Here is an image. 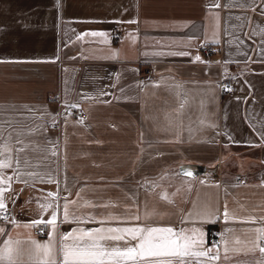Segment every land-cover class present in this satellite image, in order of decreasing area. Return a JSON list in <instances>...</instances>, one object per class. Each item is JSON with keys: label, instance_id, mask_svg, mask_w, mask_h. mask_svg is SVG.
<instances>
[{"label": "crops", "instance_id": "0c3cea01", "mask_svg": "<svg viewBox=\"0 0 264 264\" xmlns=\"http://www.w3.org/2000/svg\"><path fill=\"white\" fill-rule=\"evenodd\" d=\"M223 76L233 80L225 94ZM66 102L84 115L55 122ZM0 161L11 163L0 188L14 219H0V248L50 233L58 247L71 229L136 214L103 227L196 228L212 248L208 225L218 221L221 264L264 261L250 231L264 228V0H0ZM183 163L207 171L184 175ZM53 210L58 231L35 234L32 221Z\"/></svg>", "mask_w": 264, "mask_h": 264}, {"label": "snow or ice", "instance_id": "6c2138e0", "mask_svg": "<svg viewBox=\"0 0 264 264\" xmlns=\"http://www.w3.org/2000/svg\"><path fill=\"white\" fill-rule=\"evenodd\" d=\"M91 35L106 37L107 34L104 32H92ZM172 54L189 55L186 52ZM194 59L196 61L201 60L199 56ZM70 107L78 106L70 105ZM80 122L82 123V121ZM10 166V161H0V168H8ZM185 174L188 176L193 175L191 172ZM48 182L52 183L54 181L50 179ZM3 193L4 189L0 188V211L5 210ZM48 197L58 198V193L49 192ZM42 207L47 210L53 205L49 204ZM104 207H107V205ZM214 214L213 210H205L202 215L210 217ZM70 215L74 214L70 213L69 202L66 201L63 204V222H70ZM229 215L228 208L225 206L224 216L226 220ZM3 219H7V217H3ZM105 219L137 221L140 217L139 215L131 214L123 218L109 216ZM105 219L99 221L101 227L93 229L74 228L64 233L59 238L58 247L51 233L47 243L41 244L32 240L27 249L20 247L21 241L9 239L0 248V264H4L6 261L11 262L22 254H27L29 258H35L38 264H191L192 259H195L197 264H206V262L200 260L201 257L213 262L220 259L218 246L214 245L212 248L203 247L204 233L199 229L175 230L170 226L151 227L138 225L106 228L103 227ZM90 220H95V217H90ZM77 221L79 222V217H77ZM32 224H42L44 227L50 225L53 232H57V212L53 210L51 218L47 221L37 220L32 221ZM250 231L257 233L256 239L251 242L253 245L251 250L259 248V251L264 254V247H261L259 243L264 242V228ZM187 232H191L193 235H187ZM4 233L5 229L0 228V234ZM108 241H124L127 246L123 248L107 247L106 243ZM131 242H135V244L133 245ZM224 250L225 253L229 251L227 241H225ZM241 250L232 249V251ZM239 264H246V262H239ZM257 264H264V261H259Z\"/></svg>", "mask_w": 264, "mask_h": 264}, {"label": "built area", "instance_id": "2783aa9c", "mask_svg": "<svg viewBox=\"0 0 264 264\" xmlns=\"http://www.w3.org/2000/svg\"><path fill=\"white\" fill-rule=\"evenodd\" d=\"M112 30V35L115 37V38H118L120 36V27L118 24H114L111 28ZM201 50L204 52V53H208L210 51L213 50V45L211 44H203L201 46ZM152 71L150 68H146L142 73H141V76L143 78H150L152 76ZM218 86H219V90L222 94H225V93H229L233 90V80L231 78V76H223V77H220L218 79ZM47 99L48 100H51V101H54L56 102L57 104H60L62 103V101L60 100V98L57 96V95H49L47 96ZM70 105H72L71 102H66L63 107L57 112V116H56V119H55V122L57 120V118L60 116V115H65V114H71V115H74V116H83L84 113H83V110L80 106L78 107H70ZM217 167H215L213 170H212V174L213 175H216L217 174V171H216ZM11 211L7 208H5V210L3 211H0V219L4 222H7V223H10V222H13V218L11 216ZM3 217H7V219H3ZM219 222L218 221H215V222H212L211 224L208 225V240H207V244L210 245V246H218V251H219V254H220V233H219ZM33 232L35 234H44L45 233V227L44 225L42 224H36V226L34 227L33 229ZM264 245V243H263ZM200 260L202 262H206V263H209V264H221V259H219L218 261H209L207 260V258H204V257H201ZM191 264H197L196 260L195 259H192L191 260Z\"/></svg>", "mask_w": 264, "mask_h": 264}, {"label": "water", "instance_id": "95a60500", "mask_svg": "<svg viewBox=\"0 0 264 264\" xmlns=\"http://www.w3.org/2000/svg\"><path fill=\"white\" fill-rule=\"evenodd\" d=\"M178 170L181 174L186 175L185 173L191 172L193 175L197 176L199 174H204L207 171V167L199 163H183L178 166Z\"/></svg>", "mask_w": 264, "mask_h": 264}, {"label": "trees", "instance_id": "16d2710c", "mask_svg": "<svg viewBox=\"0 0 264 264\" xmlns=\"http://www.w3.org/2000/svg\"><path fill=\"white\" fill-rule=\"evenodd\" d=\"M263 168H264V165H263Z\"/></svg>", "mask_w": 264, "mask_h": 264}]
</instances>
